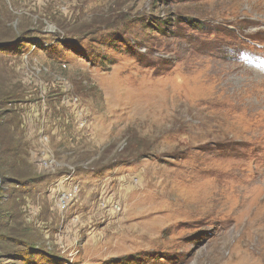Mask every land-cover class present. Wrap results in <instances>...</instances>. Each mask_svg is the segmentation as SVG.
<instances>
[{"label":"rangeland","instance_id":"obj_1","mask_svg":"<svg viewBox=\"0 0 264 264\" xmlns=\"http://www.w3.org/2000/svg\"><path fill=\"white\" fill-rule=\"evenodd\" d=\"M0 264H264V0H0Z\"/></svg>","mask_w":264,"mask_h":264},{"label":"bare ground","instance_id":"obj_2","mask_svg":"<svg viewBox=\"0 0 264 264\" xmlns=\"http://www.w3.org/2000/svg\"><path fill=\"white\" fill-rule=\"evenodd\" d=\"M260 86V85H259Z\"/></svg>","mask_w":264,"mask_h":264}]
</instances>
